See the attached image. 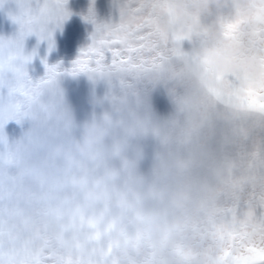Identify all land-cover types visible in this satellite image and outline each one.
I'll use <instances>...</instances> for the list:
<instances>
[{"label":"clouds","instance_id":"obj_1","mask_svg":"<svg viewBox=\"0 0 264 264\" xmlns=\"http://www.w3.org/2000/svg\"><path fill=\"white\" fill-rule=\"evenodd\" d=\"M259 9L258 0H166L156 46L164 50L174 32L195 38V68L205 87L216 86L220 76L240 78L222 103L204 106L193 100L182 106L181 97H195L199 86L174 77L171 69L133 74L126 62L106 64L91 78L103 81L108 90L105 95L93 90L92 116L80 124L65 106L59 86L45 98L50 113L6 98L0 118L31 123L21 146L30 157L28 167L42 181L33 187L37 211L24 218L23 229L45 226L40 197L52 192L60 197L54 204L79 206L101 229L114 224L121 264H205L200 239L204 221L220 200L240 117L247 115L242 102L246 86L264 72V48L229 35L228 23L250 31L257 26ZM161 85L170 86L176 106V115L167 120L156 118L149 100V90ZM145 138L158 145L149 176L139 170L144 153L133 143ZM72 188L75 197L65 201Z\"/></svg>","mask_w":264,"mask_h":264},{"label":"snow or ice","instance_id":"obj_2","mask_svg":"<svg viewBox=\"0 0 264 264\" xmlns=\"http://www.w3.org/2000/svg\"><path fill=\"white\" fill-rule=\"evenodd\" d=\"M5 2L0 0V7ZM258 2L257 26L241 32L237 24L229 22L228 34L264 48V0ZM15 3L17 10L8 15L19 31L14 39L0 38V105L12 98L24 108L50 113L52 106L45 98L56 93L61 75L87 74L92 78L102 66L121 62L128 63L133 74L171 69L174 77L199 86L195 97H181L182 106L193 100L204 106L222 103L239 86L240 78L231 75L218 77L214 87L202 84V75L195 68V38L174 32L167 37L164 50L156 46L160 38L157 25L166 0H123L117 23H98L90 8L84 19L94 25L91 43L80 50L68 69L43 60L44 76L34 81L27 65L37 53L25 54L26 37L46 40L50 52L55 46L54 30L62 27L71 12L67 0ZM185 42L190 49H185ZM246 89L242 102L247 115L240 117L220 200L209 210L200 237L205 264H264V72ZM9 120L0 118V264H121L115 253L119 241L113 240L114 224L101 229L79 206L54 204L60 197L52 192H42L40 197L48 218L45 226L33 232L23 229L24 218L37 211L33 187L42 181L38 172L28 167L30 157L21 142L8 143L4 126ZM65 183L71 184V178L66 177ZM74 197L72 188L63 199Z\"/></svg>","mask_w":264,"mask_h":264},{"label":"rangeland","instance_id":"obj_3","mask_svg":"<svg viewBox=\"0 0 264 264\" xmlns=\"http://www.w3.org/2000/svg\"><path fill=\"white\" fill-rule=\"evenodd\" d=\"M122 3L123 0H67L66 7L71 15L64 21L62 27L54 30L55 46L50 52L48 42L38 40L36 35L26 37L24 41L25 54H30L33 50L37 53L32 62L27 65L30 77L35 81L44 76L45 67L42 61L45 59L48 65L60 64L64 69L70 68L80 50L91 43L90 37L94 31V25L84 19L88 16L90 8L94 10L95 19L98 23H117L120 18V5ZM16 10L15 0H6L3 7H0V38L14 39L16 37L19 25L14 23L8 15L10 11L15 12ZM184 47L188 50L191 45L185 42ZM58 86L63 92L64 104L77 124L90 119L92 116L93 109L89 104V98L93 90L97 95H105L108 90L103 81L94 83L87 74L61 75ZM169 87L161 85L149 90L151 108L159 120H167L176 115V106L172 102ZM180 91L182 89L177 88V92ZM96 111L98 113L99 109ZM30 127L29 121H25L21 125L15 120H9L4 126V134L8 143L12 145L16 142H24ZM133 143H138L144 153L139 170L143 175L149 176L152 170L153 156L158 150V145L151 138Z\"/></svg>","mask_w":264,"mask_h":264},{"label":"trees","instance_id":"obj_4","mask_svg":"<svg viewBox=\"0 0 264 264\" xmlns=\"http://www.w3.org/2000/svg\"><path fill=\"white\" fill-rule=\"evenodd\" d=\"M149 143V142H148ZM150 144V143H149Z\"/></svg>","mask_w":264,"mask_h":264}]
</instances>
